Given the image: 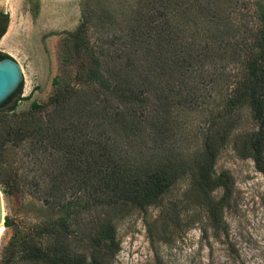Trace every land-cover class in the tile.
Listing matches in <instances>:
<instances>
[{"label":"trees","instance_id":"16d2710c","mask_svg":"<svg viewBox=\"0 0 264 264\" xmlns=\"http://www.w3.org/2000/svg\"><path fill=\"white\" fill-rule=\"evenodd\" d=\"M52 83L30 127L0 130V175L53 216L11 239L0 264H112L118 222L180 180L228 195L215 164L230 143L264 173V0H84ZM29 154L30 178L18 172Z\"/></svg>","mask_w":264,"mask_h":264},{"label":"rangeland","instance_id":"374dc122","mask_svg":"<svg viewBox=\"0 0 264 264\" xmlns=\"http://www.w3.org/2000/svg\"><path fill=\"white\" fill-rule=\"evenodd\" d=\"M83 1L0 0V10L7 16L0 53L14 58L23 75L12 100L0 106V130L4 124L24 129L33 124L36 113L31 104H42L52 94V81L59 72L60 40L65 31H73L79 24ZM99 34L97 29L90 30L94 44L100 43ZM94 48L92 56H97ZM15 102L16 109L7 110ZM192 118L196 124L203 115L195 112ZM20 149L14 144L16 158L21 156ZM25 157L18 172L30 178L33 163L30 154ZM13 162L18 163L17 159ZM215 171L230 174L233 183L228 195L221 187L205 192L182 179L161 204L121 219L117 224L120 248L112 264H264V173L251 158L237 154L231 143L219 153ZM3 179L0 175V263L11 239L31 233L39 236V225L53 216L42 201L12 191ZM7 217L9 227L4 223ZM17 260L15 264L28 263L24 258Z\"/></svg>","mask_w":264,"mask_h":264},{"label":"water","instance_id":"95a60500","mask_svg":"<svg viewBox=\"0 0 264 264\" xmlns=\"http://www.w3.org/2000/svg\"><path fill=\"white\" fill-rule=\"evenodd\" d=\"M22 80L21 65L8 55L0 58V104L16 91ZM2 219V199L0 195V225L2 224Z\"/></svg>","mask_w":264,"mask_h":264},{"label":"flooded vegetation","instance_id":"af4514ba","mask_svg":"<svg viewBox=\"0 0 264 264\" xmlns=\"http://www.w3.org/2000/svg\"><path fill=\"white\" fill-rule=\"evenodd\" d=\"M6 18H7L6 12L0 10V34L3 32L5 28Z\"/></svg>","mask_w":264,"mask_h":264},{"label":"bare ground","instance_id":"6f19581e","mask_svg":"<svg viewBox=\"0 0 264 264\" xmlns=\"http://www.w3.org/2000/svg\"><path fill=\"white\" fill-rule=\"evenodd\" d=\"M0 228H1V225H0Z\"/></svg>","mask_w":264,"mask_h":264}]
</instances>
